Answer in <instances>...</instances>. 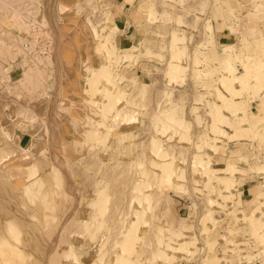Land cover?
<instances>
[{
  "label": "rangeland",
  "instance_id": "374dc122",
  "mask_svg": "<svg viewBox=\"0 0 264 264\" xmlns=\"http://www.w3.org/2000/svg\"><path fill=\"white\" fill-rule=\"evenodd\" d=\"M152 1L0 0V264H264V1Z\"/></svg>",
  "mask_w": 264,
  "mask_h": 264
},
{
  "label": "crops",
  "instance_id": "0c3cea01",
  "mask_svg": "<svg viewBox=\"0 0 264 264\" xmlns=\"http://www.w3.org/2000/svg\"><path fill=\"white\" fill-rule=\"evenodd\" d=\"M136 2L137 0H134L132 4H129L125 0L123 1L115 0V3L109 6V11L111 12L112 17L114 18L116 25L121 28V33L125 36L127 42H129L130 40L132 41L137 35H139L138 34L139 30L137 29L139 28V25L138 24L136 25V22L138 20L137 19L138 15L137 13H135V11L138 8L140 12L145 13V10H147V8L152 5L153 1L145 0L140 4H138L137 7H136ZM257 27H261V26H257ZM225 46L227 45H223L222 48H224ZM68 75H69L68 82L71 83L72 85V83L76 82L77 77L73 71H71V73ZM233 145L234 144H230L229 149L234 150L235 147ZM251 188L252 187L250 184H248V182H245V184L241 187L240 189L241 202H247ZM186 212H188V201H180L179 205L177 206V213L184 215L186 214Z\"/></svg>",
  "mask_w": 264,
  "mask_h": 264
},
{
  "label": "built area",
  "instance_id": "2783aa9c",
  "mask_svg": "<svg viewBox=\"0 0 264 264\" xmlns=\"http://www.w3.org/2000/svg\"><path fill=\"white\" fill-rule=\"evenodd\" d=\"M44 26L43 23H39V25H30L28 28L29 32L25 35L26 44L23 48L31 55L46 56L52 49L49 31ZM186 200L181 199L180 201Z\"/></svg>",
  "mask_w": 264,
  "mask_h": 264
},
{
  "label": "bare ground",
  "instance_id": "6f19581e",
  "mask_svg": "<svg viewBox=\"0 0 264 264\" xmlns=\"http://www.w3.org/2000/svg\"><path fill=\"white\" fill-rule=\"evenodd\" d=\"M19 1V0H18ZM4 3V2H3ZM11 4V3H10ZM13 4H15V3H13ZM2 7V6H1ZM11 7V6H10ZM257 9V8H256ZM258 9H259V7H258ZM262 9V8H261ZM9 11V10H8ZM7 11V12H8ZM13 11H14V9H13ZM262 11V10H261ZM18 12V11H17ZM24 12V11H23ZM10 13V12H9ZM15 15H13L12 14V17H13V19H14V21H15V24H16V26H23V24L25 23V21H22V17H20V15L18 14V13H14ZM7 15V14H6ZM10 15V14H9ZM12 19V18H11ZM2 21V20H1ZM0 21V22H1ZM3 21H4V19H3ZM35 21V20H34ZM22 22V23H21ZM39 23H42V22H30V23H28V25H26V23H25V25H24V27H25V30H26V33H25V35H27V33L29 32V30H28V28L30 27V25L32 26V25H35V24H37V25H39ZM44 24V23H43ZM108 26V25H107ZM46 29H48V31H49V34H50V37H51V40H52V49L50 50V52L53 50V39H52V35H51V33H50V30H49V28L48 27H46V26H44ZM19 28H21V27H19ZM21 44V43H20ZM24 44H26V39H25V37H24V40H23V43H22V49H23V51L26 53V55L28 56H32V57H35V58H38V59H40V58H43V57H46V56H37V55H31L28 51H26L23 47H24ZM228 47H230V46H228ZM233 48V47H232ZM4 51L6 50H8V48L7 49H3ZM2 50V51H3ZM2 51H0L1 53H3ZM16 52V51H15ZM6 53V52H5ZM52 53V52H51ZM4 54V53H3ZM51 55V54H50ZM2 56V55H1ZM5 56V55H4ZM5 58V57H4ZM46 59H48L49 60V58L48 57H46L45 58V60ZM2 60V59H1ZM6 62V61H5ZM48 62V61H47ZM232 66V65H231ZM30 69V68H29ZM31 71H32V69H31ZM231 73L233 72V70L231 69V71H230ZM28 75V74H27ZM25 76L26 78L24 79V80H22L23 82L28 78V76ZM232 76H233V74H232ZM245 129V128H244ZM147 198V197H146ZM148 198H149V196H148ZM147 198V199H148ZM5 207V206H4ZM40 207V206H39ZM38 207V208H39ZM3 209V208H2ZM8 210V209H7ZM2 213H4L3 211H2ZM11 213V212H10ZM7 215H9V214H7ZM7 218V217H6ZM5 218V219H6ZM261 230H263V229H261ZM263 234V233H262ZM186 236V235H185ZM185 238V237H184ZM187 239V238H186ZM191 241V240H190ZM170 243V242H169ZM187 243H188V240H179V241H177L175 244H173V245H171V247L173 248V249H175V248H178V249H181V248H183V247H185L186 245H187ZM190 243V242H189ZM176 246V247H175ZM173 251V250H172ZM175 251V250H174ZM1 253V252H0Z\"/></svg>",
  "mask_w": 264,
  "mask_h": 264
}]
</instances>
